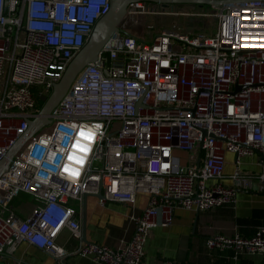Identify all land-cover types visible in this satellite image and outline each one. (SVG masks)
Returning <instances> with one entry per match:
<instances>
[{
	"label": "built area",
	"instance_id": "2783aa9c",
	"mask_svg": "<svg viewBox=\"0 0 264 264\" xmlns=\"http://www.w3.org/2000/svg\"><path fill=\"white\" fill-rule=\"evenodd\" d=\"M205 1L220 4L189 13V31L183 21L147 37L123 19L78 71L46 116L50 132L42 125L0 173V254L26 242L57 264L73 254L141 264L150 230L169 224L176 208L230 205L236 188L264 183V0ZM108 7V0H0V159ZM150 14L166 12L139 1L125 18ZM225 152L234 156L230 185L221 182ZM251 155L256 172L240 167ZM98 191L99 205L132 207L137 193L146 195L145 206L127 214L130 237L114 247H57L62 228L81 239L82 195ZM19 194L32 198L24 217L9 206ZM204 244L231 248L234 261L258 254L264 264V225L248 237L214 233Z\"/></svg>",
	"mask_w": 264,
	"mask_h": 264
},
{
	"label": "crops",
	"instance_id": "0c3cea01",
	"mask_svg": "<svg viewBox=\"0 0 264 264\" xmlns=\"http://www.w3.org/2000/svg\"><path fill=\"white\" fill-rule=\"evenodd\" d=\"M176 154L184 157V153ZM234 156L224 153V176L221 182L230 185L228 175L234 168ZM255 156L240 159L243 169L258 171ZM255 190V191H254ZM74 206V202L70 201ZM32 204L26 194H19L9 202L10 208L19 216L24 217ZM146 204V195L137 193L131 205L106 201L99 205L97 198L88 194L85 198L84 236L86 242L75 238L62 228L55 238L57 247L71 251L81 243L94 242L114 247L120 239L130 237L132 225L127 214L134 210L139 212ZM133 208V209H132ZM82 213H80V223ZM260 225H264V193L251 184L249 188L235 189L234 202L230 205L211 208L203 211L176 208L171 222L165 226H155L143 246L141 264H157L159 260L171 259L177 264H259L262 261L258 254L240 255L236 261L232 259L233 250L206 248L204 240L211 234L237 233L242 237L250 236ZM81 229V228H80ZM0 264H57L46 252L26 242H19L11 251L0 254ZM64 264H98L91 258L73 254L64 258Z\"/></svg>",
	"mask_w": 264,
	"mask_h": 264
},
{
	"label": "water",
	"instance_id": "95a60500",
	"mask_svg": "<svg viewBox=\"0 0 264 264\" xmlns=\"http://www.w3.org/2000/svg\"><path fill=\"white\" fill-rule=\"evenodd\" d=\"M147 2L153 7H158L160 11L173 12L176 10H181L183 8L198 6L200 7L203 4H213L218 5L220 2L217 1H205V0H108V10L105 14H103L100 18H98L92 29L87 36L85 42L81 46V48L73 55V57L69 60L66 65L63 73L57 82L52 85V89L50 94L45 98L44 96H39V99L43 101L42 106L39 108L37 112V116L32 120L27 121L26 129L22 132V134L15 140V142L7 149L4 155L0 159V173L4 171L12 156L16 153V151L20 148L23 142L35 133L42 125L48 122V118L46 117L51 110V108L58 102L61 96L64 94L66 89L68 88L70 82L73 80L78 71L88 62H93L96 58L97 51L99 48L106 42L110 34L117 30L118 24L123 21L126 14V8L130 3L134 2ZM160 16V15H159ZM145 17V16H144ZM147 17V16H146ZM170 19L169 17H166ZM163 21V19H161ZM134 20L127 21V27L131 28V24ZM145 22H147L145 20ZM146 25H144L145 27ZM171 26L161 25L160 27ZM141 27V25L139 26ZM185 30H191V21L190 18L186 20ZM234 89H240L239 86H235ZM139 102H137V105ZM88 193H84L82 195L81 201V240L86 242L84 236V209H85V198ZM96 198H101L102 195L100 191L95 194H92Z\"/></svg>",
	"mask_w": 264,
	"mask_h": 264
},
{
	"label": "rangeland",
	"instance_id": "374dc122",
	"mask_svg": "<svg viewBox=\"0 0 264 264\" xmlns=\"http://www.w3.org/2000/svg\"><path fill=\"white\" fill-rule=\"evenodd\" d=\"M198 6H193V7H188V8H183L181 10H176L173 12H168L166 14L163 15H154V14H150L147 15V17H128L127 19H124V21L127 24L128 20H134L133 23L131 24V28L133 29H139V31H143L145 32L146 36L148 37L149 35H151L153 32H155L161 25H180L181 22H185L188 18H190V16L188 17L189 13L198 11ZM169 17L170 19L166 18ZM196 17L195 16H191ZM132 18V19H130ZM161 19H163V21H161ZM145 20L147 22H145ZM141 27H138L140 26ZM144 25H146L144 27ZM138 27V28H137ZM43 104V101H41L39 98L36 99V106L37 108H40ZM50 124H46L44 125L40 131H42L44 134H47L50 132ZM97 166H99V163H96ZM253 185L256 187V189L262 193H264V183H259L257 180L253 182ZM255 191V190H254ZM29 198L32 200V198L29 196Z\"/></svg>",
	"mask_w": 264,
	"mask_h": 264
},
{
	"label": "bare ground",
	"instance_id": "6f19581e",
	"mask_svg": "<svg viewBox=\"0 0 264 264\" xmlns=\"http://www.w3.org/2000/svg\"><path fill=\"white\" fill-rule=\"evenodd\" d=\"M134 18V17H133ZM130 19H132V18H130ZM132 23V22H131ZM125 25L127 26V24H126V22H125Z\"/></svg>",
	"mask_w": 264,
	"mask_h": 264
}]
</instances>
